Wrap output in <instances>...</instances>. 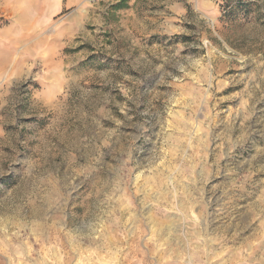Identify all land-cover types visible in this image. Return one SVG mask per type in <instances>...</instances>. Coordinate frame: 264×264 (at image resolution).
I'll use <instances>...</instances> for the list:
<instances>
[{"label": "rangeland", "instance_id": "374dc122", "mask_svg": "<svg viewBox=\"0 0 264 264\" xmlns=\"http://www.w3.org/2000/svg\"><path fill=\"white\" fill-rule=\"evenodd\" d=\"M0 63V264H264V0H0Z\"/></svg>", "mask_w": 264, "mask_h": 264}, {"label": "crops", "instance_id": "0c3cea01", "mask_svg": "<svg viewBox=\"0 0 264 264\" xmlns=\"http://www.w3.org/2000/svg\"><path fill=\"white\" fill-rule=\"evenodd\" d=\"M3 65H4V63L2 64V63H0V68H2L3 67Z\"/></svg>", "mask_w": 264, "mask_h": 264}, {"label": "trees", "instance_id": "16d2710c", "mask_svg": "<svg viewBox=\"0 0 264 264\" xmlns=\"http://www.w3.org/2000/svg\"><path fill=\"white\" fill-rule=\"evenodd\" d=\"M225 7H227V6H224V10H225ZM228 8V7H227Z\"/></svg>", "mask_w": 264, "mask_h": 264}]
</instances>
